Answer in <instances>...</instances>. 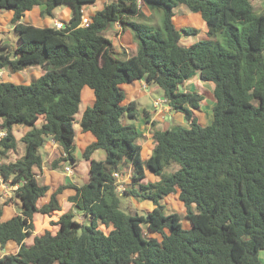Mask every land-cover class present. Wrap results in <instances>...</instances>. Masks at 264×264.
I'll list each match as a JSON object with an SVG mask.
<instances>
[{
	"label": "trees",
	"instance_id": "obj_1",
	"mask_svg": "<svg viewBox=\"0 0 264 264\" xmlns=\"http://www.w3.org/2000/svg\"><path fill=\"white\" fill-rule=\"evenodd\" d=\"M257 1L264 2L116 0L82 27L84 6L96 0H0V12L14 13L10 24L19 36L17 46L0 40V72L44 70L30 84L0 82V176L17 187L13 192L19 202L18 212L5 220L0 200V246L14 242L20 247L0 264H261L264 13L255 11ZM40 6H45L42 15L50 17L58 6L69 7L66 27L24 23L26 13ZM179 6L204 20L206 39L182 44L199 30L177 28ZM114 24L133 34L138 46L134 56L117 52L105 36ZM195 76L214 84L208 126L200 124L197 114L207 104L205 95L183 90ZM138 80L158 86L172 112L182 114L188 124L160 130L152 122L153 151L147 160L142 157L143 135L133 125L138 106L124 105L122 89ZM86 87L95 102L77 120ZM77 125L95 138L82 154L89 163L88 182L59 186L40 208L38 201L50 191L38 180L44 162L40 150L53 140L63 154L50 168L77 166ZM17 126L30 128L19 140ZM18 143L24 145V155L10 161ZM99 150L106 153L105 160L92 159ZM115 173L129 180L121 194ZM148 175L158 181H148ZM68 189L75 191L69 198L74 211L51 223L58 228L55 233L47 229L26 243L36 231L35 215L62 211L58 197ZM176 195L189 228L182 215L166 211L165 199ZM122 196L154 208L128 213ZM76 214L86 223L78 222Z\"/></svg>",
	"mask_w": 264,
	"mask_h": 264
},
{
	"label": "crops",
	"instance_id": "obj_2",
	"mask_svg": "<svg viewBox=\"0 0 264 264\" xmlns=\"http://www.w3.org/2000/svg\"><path fill=\"white\" fill-rule=\"evenodd\" d=\"M97 1L98 0H96V2ZM105 1L107 3H103L102 8L100 10H102L107 4L113 3L116 0H113V1L112 0H105ZM94 6H95V4H93V6H91V5L84 6L83 13H84L85 17H92L96 12L100 11V10H95L93 8ZM44 9H45V6H40V7H36L34 10H32L30 12H27L24 19H23V22L25 20L24 23L34 25L37 27H55L56 22H61L64 24L65 22H62V20H68L69 21L71 18V15H72L71 9H66L59 15V17H57L56 10L53 11L52 17L46 16V15L43 16L42 13H43ZM143 10L146 12L145 9H143ZM13 15H14V13L12 11L0 12V34L7 32L6 27L8 24L11 23ZM193 15L200 18V20H203L197 14H193ZM174 22H175L177 28H179V29L185 28L187 26V25H180L179 26V25H177V22L175 20H174ZM201 26H202V21L200 23V27ZM203 27H205V35L207 38L206 23H205V25H203ZM109 31H112L115 34L112 36L114 39H117L118 41H120L119 47L122 50H124L128 53V50L132 49L131 51L133 53H136L137 49H136V47L132 46L133 40H132V38L130 39V37H131L130 33L122 31V28L119 24L112 25V27ZM125 36H128V37L125 39L124 38ZM184 38L182 39L183 45L190 46L191 44H194L193 42H190V44L184 43L185 42ZM1 40H2V42L6 41L4 39H1ZM114 41L115 40H113L112 42H114ZM128 55H130V54L128 53ZM4 72L8 73L9 71H6V70L1 71L0 76ZM28 73L30 74L31 78H26V75ZM17 74L19 77L14 78L13 76L17 75ZM19 74H21V75H19ZM43 74H44V70L41 67H37V66L36 67H29L22 72H19L16 74H9L8 76L5 77V79H3V82H12V83H16V84H30L31 82H34L35 80H37L39 78L38 76H40V75L42 76ZM198 88L202 89V92H200L198 90ZM85 89L86 88H84L83 93H82V101L87 105V108H88L94 104L95 96H94L93 91H87ZM122 89L127 91V92H125L126 93V100L124 102V105H128L132 102H135L137 104L138 108L140 107L142 109V115L139 113V118L136 122H134L135 123L134 126H136L137 130L143 135V138L140 140V144L142 146V157H143V154L146 153L147 155H146V158L144 160H147L151 156L152 151H153L151 123L155 122L157 124V129L166 130V129L172 127L171 124L169 123V121H171V120H177L182 125L184 122L186 123V121H184L185 119H184V116H182V114L173 113L172 110L168 106L164 107V109H162V110L157 109L155 107V103L159 100L153 102V106H152L153 108L151 110H147V109L141 107L140 103L138 102V99L146 96L149 93L148 92L149 84L145 80H138V81H135L131 84L122 85ZM213 89H214V84H212V83L206 84L205 82L200 80L199 76H195L192 80H190L189 82L186 83L183 90L189 91V92L198 91L200 93H203V91H204L206 94H208V98H209V97L213 96ZM205 93H203V95H205ZM206 103L208 104L209 102L206 101ZM213 105L214 104L209 103V106H208L209 111L206 113L202 112V115L203 116L205 115V116L203 118H202V116H200V124L201 125H203V126L210 125L208 123H209L210 116H211V109L213 110ZM159 116H161V117H159ZM161 119H163V121H162L164 124L163 128L159 127V124H160L159 122H161L160 121ZM148 121H150V123ZM212 121H213V114H212ZM137 123H139L140 127L137 126ZM76 128H77V135H76V142H75L76 143V152H77L78 147H79L82 151L81 153L83 154L85 149L95 141V138L90 133H84L81 130L79 125L76 126ZM16 130H19L21 133V136H23L25 133H27L30 130V128L23 127V126H17L15 128V133H17ZM21 136L17 137L18 140L21 138ZM18 149H20V152L18 151ZM18 149H17L16 153H12L10 155V161H15L24 155L25 148H24V145L22 143H18ZM41 150H42L41 155H42L44 162H43V170H42V173L39 175L38 180L40 181L41 184L49 185L50 191L48 192V194L45 198L40 199L41 202L38 204V207H40V208L43 207L45 204H47L50 201V196L55 192V190L59 186L64 185V184H72L74 186L81 187L85 183L88 182V178H89V163L87 161H84V160L83 161L79 160L76 156V152H75V157L78 160L77 166H75V167L74 166H68V165L63 166L62 170H64V172L61 173V172H59V169L52 170L50 168V165L52 164V162H54L55 160L60 158L63 154L60 146L57 143H55L53 140H48L47 143L45 144L44 148ZM12 156L13 157L15 156L16 159H12ZM82 158H83V156H82ZM92 159H93V157H92ZM99 161H101V160H99ZM84 163L86 164V171L83 170V167H80ZM67 167L72 168V172H73L72 174H67V172H66ZM147 179H148V181H158V178H154L152 175H148ZM124 181H125V183L129 182L128 179H124ZM11 188L16 190L15 188H17V187H11ZM74 195H75L74 190H72V189L65 190L63 192V194H61L58 197L60 205L62 207V211L54 213L51 216L36 214L34 217L35 227H37V225H36L37 222H41L44 219L43 216L44 217L46 216V218H48L47 219L48 221H46L45 223H48V222L52 223L53 220H55L56 218H60V216L63 213H65L66 211H70V210L74 211V207H73L72 203L69 202V198L74 196ZM15 199H13L11 197L10 200H12V201L10 203H13L15 201ZM16 201L18 202L17 199H16ZM1 203L5 204L2 201H1ZM10 203H8L7 206H10L9 205ZM5 207H4V213L6 215L5 220H8L16 214V211L14 209H12V213H7ZM17 212H18V210H17ZM5 215H4V217H5ZM55 228H57V227H55ZM45 230H47V228ZM52 232L55 233L54 231H52ZM38 234H40V233H37V231H35L34 235H32L31 238H28L26 240V243L30 244L33 236L38 235ZM19 248L20 247L18 244L14 243V242H9L5 247L2 248V250H0V260L6 255L17 254L19 251Z\"/></svg>",
	"mask_w": 264,
	"mask_h": 264
},
{
	"label": "rangeland",
	"instance_id": "obj_3",
	"mask_svg": "<svg viewBox=\"0 0 264 264\" xmlns=\"http://www.w3.org/2000/svg\"><path fill=\"white\" fill-rule=\"evenodd\" d=\"M103 3H107V2L105 0H98L95 3V6L93 8L95 10H100L102 8V4ZM91 6H93V5H91ZM66 9H70V8L67 7V6H58L55 9L57 17H59V15ZM144 9L146 10L147 15H150V12L145 7H144ZM255 11L258 14L264 13V2L263 1H257L255 3ZM5 12H7V11H5ZM175 12H176V17L174 18V20L177 22V25H179V26L180 25H187L186 27H192V28L196 27L195 29L199 30L198 35H194V36H191V37H185L184 38V40H185L184 43H187V44H190V42L196 43V42H199L201 40L206 39L205 27H203V25H205L204 20H200V18L194 16L193 13H191L184 6H179L178 8L175 9ZM138 21L142 22V23H145V24H152L151 21H144V20H138ZM201 21H202V26L200 27ZM24 22H25V20H24ZM62 22H65L64 24L66 25V24H68L69 21L68 20H62ZM6 29H7V32H5L3 34H0V40L4 39L7 42H9L12 46H17L19 44V36H18V34L14 31V29L11 26V24H8ZM127 33H130V35H131L130 39L132 38V40H133L132 41V46L136 47V49L138 51V46H137V43H136L135 39L133 38V34H131L130 31H127ZM113 35H115V34L112 31L108 30L107 32H105V36L108 39H110L112 41L115 40L113 42L114 47H115L117 52L121 53L122 49L119 47L120 41H118L117 39H114L112 37ZM128 36H125L124 38L126 39ZM131 50L132 49L128 50V53L131 56H133L134 54L137 53V51H136V53H133ZM116 56L118 58H121L119 55H116ZM9 74H12V73H10V72H8V73L6 72L5 73L4 72L3 74H1L0 82H2L3 79H5V77L8 76ZM19 75H21V74H19ZM40 76H38V77H40ZM13 77L14 78H16V77L18 78L19 76L17 74V75H14ZM26 78H31L29 73L26 75ZM206 84H208V83H206ZM85 90L92 91L89 87H86ZM198 90L200 92H202V89L198 88ZM124 91L127 92L126 90H124ZM148 92L149 93L146 96L138 99V102L140 103L141 107H143V108H145L147 110H151L153 108L152 107L153 106V102L157 101V100H163L164 99L163 98L164 95H163V91L158 86H156L154 84L153 85H149ZM203 93H205V92L203 91ZM205 97H206V101L207 102H209L211 104H214L213 96L208 98V94L205 93ZM209 103L204 105L202 107L201 111L197 112L199 117L202 116V118H203L205 115L203 116L202 112L206 113V112L209 111V107H208ZM164 107H165V105H162L161 110L164 109ZM86 108H87V105L82 101V103L80 105V111H79V113L76 116L77 120H81V118L83 116V113L85 112ZM138 111L142 115V109L140 107L138 108ZM161 116H159V117H161ZM160 121L161 122H159L160 123L159 127L163 128V126H164V124L162 122L163 119H161ZM126 123H129V121H127ZM169 123L171 124L172 127L176 126V125H180V126L188 128V124L185 123V122L183 123V125L181 123H179L177 120H171V121H169ZM211 123H212V109H211V116H210V120H209L208 124H211ZM134 124L135 123H133V125ZM137 126L140 127L139 123H137ZM16 131H17V133H16L17 137H20L21 136L20 131L19 130H16ZM18 151L20 152V149H18ZM81 152H82L81 149L78 147V150L76 152V156H77V158L79 160L83 161ZM40 153L42 154V150H40ZM146 155H147L146 153L143 154V157H144L143 159L146 158ZM92 157H93V159L98 160V161L99 160H105L106 154H105L104 151L99 150V151L95 152ZM12 159H16L15 156L14 157L12 156ZM80 167H83V170L86 171V164L85 163L82 166H80ZM62 168L63 167H61V169H59V172H61V173L64 172V170H62ZM165 172H166V174H170L171 173V171H169V170H165ZM72 173L73 172H71L70 174H72ZM13 190L14 189L9 187L7 184L5 186L3 184V182H1V180H0V199H1L2 202L5 203L4 205L6 206L5 208H6L7 213H12V209H14L16 212L19 209V207H18L19 203L15 199V195H14ZM11 197H13V199H15V201L13 203H10L11 202V200H10ZM121 201H122L123 210H125L126 212L131 213V214H137V213L145 214V213H147L149 211H152V209L154 208L152 203H150V202H141L140 200L129 198L128 196H122ZM40 202H41V200L38 201V204ZM8 203H10L9 204L10 206H7ZM164 204L166 205L167 213H179L180 215H182V218H183L182 223H183L184 227L185 228H189L190 227V222L186 219V210H185L184 206L181 204V202L178 200V196L177 195L165 199ZM43 218L44 219L41 222H37V224H36L37 225V227H36L37 233L43 234L46 228L51 230V231L56 232L57 228H55L54 226H51V223H49V222L45 223L46 221H48L47 220L48 218H46V216L45 217L43 216ZM5 219H6V215H5ZM58 219L59 218H56L55 220H53V223H56L58 221ZM76 220L78 222H80V223H86V218L83 217V215H80V214H76ZM110 230L111 229H108V230H106V232H109ZM0 250H2L1 246H0ZM259 259H260L261 264H264V251H261L259 253Z\"/></svg>",
	"mask_w": 264,
	"mask_h": 264
},
{
	"label": "built area",
	"instance_id": "obj_4",
	"mask_svg": "<svg viewBox=\"0 0 264 264\" xmlns=\"http://www.w3.org/2000/svg\"><path fill=\"white\" fill-rule=\"evenodd\" d=\"M91 24V17H85L83 16L82 18V23H81V26L82 27H86V26H89ZM66 27L65 24L61 23V22H56L55 23V28L58 29V30H62ZM162 105H165L168 106L167 104V101L165 99L163 100H159L156 102L155 104V107L159 110H161L162 108ZM169 107V106H168ZM170 108V107H169ZM171 109V108H170ZM4 134H0V137H2ZM1 164V163H0ZM66 172L68 174H70L72 172V168L71 167H67L66 168ZM114 177L116 178L117 180V183H116V186H117V192H119L120 194L123 193L125 191V181L121 179L120 175L118 173H115ZM0 180L1 182H3V184L6 186V183H4L2 177L0 176ZM17 189V188H15Z\"/></svg>",
	"mask_w": 264,
	"mask_h": 264
},
{
	"label": "water",
	"instance_id": "obj_5",
	"mask_svg": "<svg viewBox=\"0 0 264 264\" xmlns=\"http://www.w3.org/2000/svg\"><path fill=\"white\" fill-rule=\"evenodd\" d=\"M78 126V125H77Z\"/></svg>",
	"mask_w": 264,
	"mask_h": 264
}]
</instances>
